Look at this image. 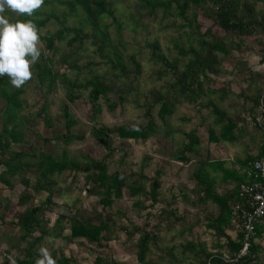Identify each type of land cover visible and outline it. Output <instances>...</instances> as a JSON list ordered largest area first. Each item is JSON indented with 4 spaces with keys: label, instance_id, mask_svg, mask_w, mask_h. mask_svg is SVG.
Segmentation results:
<instances>
[{
    "label": "trees",
    "instance_id": "16d2710c",
    "mask_svg": "<svg viewBox=\"0 0 264 264\" xmlns=\"http://www.w3.org/2000/svg\"><path fill=\"white\" fill-rule=\"evenodd\" d=\"M135 1V9L128 8L129 14L128 11L126 14L137 26H142L143 20L155 22L160 12L162 20L172 19L171 26L178 34V39L172 42L171 48L166 49V52L157 40L147 41L143 45V49L149 53L148 59L157 67L153 71L157 79L169 78V82L164 85V92L155 87L149 90L142 103L134 86L142 68L137 54L127 52V44L121 40L113 42L109 29L113 24L119 33L121 24L116 20L107 0H44L42 7L32 16L25 14L13 18L9 10L4 13L11 17V23L31 20L38 29L42 45L41 56L31 67L33 78L27 83L36 82V90L43 101L53 92L57 83L64 88L65 101L60 109L66 133L65 136L57 138L62 142V146L67 147L83 139L82 136H74L69 132L74 122L68 112V104L81 98L80 89H89L87 104L88 117L93 124L92 136L106 151L103 160L89 156L80 160L76 156H68L66 151L57 159L42 151L40 146L33 148V145L24 140L23 128L30 129L37 135V139L44 143L49 140L37 132L33 128L35 124L32 125V122L22 115L27 109L26 101L19 98L20 94L25 92L24 86L13 88L8 76H0V99L5 102V109L0 110V114L5 117L0 128V154L6 156L12 144L18 142L28 145L29 149V152L19 149L8 159L0 161L4 167L3 172L6 173L5 177L0 175V182L12 189L14 185L7 177L13 178L19 170L35 174L34 184H31L28 178L21 179L20 183L23 192L18 197L16 208L23 209L15 223L22 231L20 240L26 241L28 246L21 249L19 256H16L18 264H35L39 258V244L46 238L70 243L78 240L80 245L89 244L97 250H104L110 242L118 239V233L121 232L135 241L134 256L137 264H154L148 258L152 248L162 256L171 253L170 249L166 250L158 244V234L162 230L169 233L174 225L183 221V216L178 215L177 208L167 210L173 206L175 199L165 203L167 209L160 211L156 227L150 226V229L146 223L144 227H133L128 231L127 227L118 225L114 220V214L120 218H126V214L119 210L112 211L114 202L121 199L125 192L130 198L136 199L133 205L139 209H146L144 204L149 200L151 204L148 207L161 203L162 172L157 170L152 179L142 173L127 172L119 167L109 172L106 160L116 152L112 148L113 140L119 141L120 145L126 141L146 143L152 138H159L161 131L163 138H171L173 129L170 120L178 108L183 105L203 106L202 101L208 95H213L220 101L233 95L250 103L249 107L244 104L241 106L242 117L239 114L228 116L217 105L208 102L206 107L212 108L216 116L215 121L221 125L218 133L207 130L209 143L217 144L220 140L236 142L245 134L248 122L251 121L252 128L260 133L263 144L257 155L246 156L243 160L237 159L238 168L234 165L230 169L225 168V162L222 160L198 158L197 169L192 173L195 185L191 192L195 196V202L205 205L210 203L216 209L215 213L204 214L207 221L206 231L212 234L215 240L210 248H207L204 242L193 239L180 246L181 252L186 259L196 264H225L221 257L228 255L234 258L242 247V233L231 235L233 226L230 222V210L231 205L239 201V186L250 181L244 170L249 169L253 162L264 160V132L253 125L260 101L263 100L264 70L255 75L261 85L251 83L248 87L240 88L237 94L229 89V84H226L230 83L229 81H225V86L222 84L217 88V85L220 83V68L231 61L233 54H244L245 46L253 45L250 38L253 37V41L261 38L264 41V0ZM59 6L64 8L59 9ZM108 19H112V22L106 23ZM69 20H75L77 26H67ZM176 20L181 23L176 24ZM202 20L210 22V26L204 28ZM52 24L57 29L50 33L48 28ZM85 28L89 29L88 33L84 32ZM71 33L73 37L67 41L66 50L59 52L58 44ZM182 38L185 39L186 46L182 43ZM171 52L174 56L170 55ZM96 59L98 61H95ZM261 62H264V54ZM101 66L105 69H101ZM60 68L68 70L75 79L71 80L66 73H61ZM81 76L82 81H78ZM252 90L254 93L248 95ZM124 104L144 109L145 117L149 118L147 124L120 125L115 129L98 127V117L102 115L104 108L113 113L117 106ZM154 109H157L161 127H158L151 117ZM46 113L44 107L37 114L39 120L36 124L42 125L43 128H53L54 123ZM197 133V130L185 133L182 150L176 157L170 155L180 163V167L189 165L198 154L202 141ZM120 154L117 164L123 167L127 153L124 150ZM208 168L221 174L222 190L215 188L216 177H213ZM65 172L73 174V177L83 174L87 194L98 198L99 208L96 205L90 212L75 210L73 214L61 210L66 209V205L54 202V198L62 192L54 177ZM149 181L151 187L146 191L145 184ZM41 193H46V197L35 203L36 196ZM183 199L187 200L185 195ZM28 202L31 204L25 207ZM51 213H55L56 218L50 226ZM171 218L173 221H170ZM166 220L169 222L163 225L162 222ZM263 224L256 226V234L250 241L247 255L240 258L236 264H260V245L255 240L261 239ZM192 228L191 226L190 231ZM67 231L69 234L64 235ZM10 251L7 253H11ZM50 254L56 264H74L72 257H66L56 251H51ZM95 264L117 263L108 257L97 255Z\"/></svg>",
    "mask_w": 264,
    "mask_h": 264
},
{
    "label": "rangeland",
    "instance_id": "374dc122",
    "mask_svg": "<svg viewBox=\"0 0 264 264\" xmlns=\"http://www.w3.org/2000/svg\"><path fill=\"white\" fill-rule=\"evenodd\" d=\"M107 1L114 12L116 20L121 24L119 33L113 24L109 29L113 42L115 43L118 40H121L123 43L127 44V52L137 54L138 62L142 68L138 82L134 84L135 88H137L139 101L142 103L144 98L148 95L149 90L155 87L164 92V85L169 82V78L161 80L157 79V76L153 73L157 67H155L148 59L149 53L143 49V45L147 41L150 42L157 40L166 52V49L171 48L172 42L178 39L177 31L171 26L173 24L172 19L162 20L160 12L155 22L143 20V25L137 26L128 18V8L132 7L135 9V0ZM58 8L60 9L64 7L59 6ZM9 11L13 18L20 16L11 10ZM127 11L128 14H126ZM4 15L8 19L11 18L8 14ZM111 22L112 19L106 20V23ZM175 23L180 24L181 22L180 20H176ZM201 23L204 24V28L210 26V22L205 20H202ZM67 26L77 25L75 20H69ZM56 29L57 27L54 24L50 25L48 28L50 33L54 32ZM84 32L88 33L89 29L85 28ZM71 37H73V33L68 35L65 40L58 44L59 52L66 50L67 41L70 40ZM249 40H252L253 45H246L245 49H243L244 54H233L230 59L231 61L220 68L221 77H219L220 80L218 79L220 83L217 85V88L221 87L222 84L225 86V81H229L230 83H226L229 84V89L237 94L240 92V88L248 87L251 83L261 85L260 80H256L255 76L258 71L251 69V67L254 68V66L248 67L247 65L246 69L241 68L240 70H236L237 67L239 68V66H242L241 64H243L241 60L245 59L249 62H256L259 57L257 56L253 59L252 55H255V51L258 54L260 50H264V41L261 38H256V40L253 41L252 37ZM182 43L186 46L184 38H182ZM262 53H264V51H262ZM170 55L174 56V53L171 52ZM95 61L98 60L96 59ZM237 62H240V65H237ZM261 67L263 66H260V72L263 71ZM100 68L105 69L104 66H101ZM257 70H259V68ZM60 72L66 73L71 80L75 79V76L68 70L60 68ZM82 78L83 76H81L78 81H82ZM250 80H253V82ZM24 89L25 92L20 94L19 98H23L26 101L27 109L22 112V115L28 121H31L32 125L35 124L33 125V128L37 132L41 133L45 139L49 140L48 143H44L41 139H37V135L33 134L30 129L23 128L24 140L33 145V148L40 146L42 151L51 154L57 159L61 158L63 151H66L68 156H76L80 160L82 157L86 156L98 160L104 159L106 151H104L100 146V143L93 138L91 132L93 124L88 117L89 105L87 104L89 89H80L79 92L82 94L81 98L74 103L68 104V112L74 122L70 127L69 132L74 136H82L83 139L75 141L67 147L62 146V142L57 139L61 136H65L66 133L64 127L65 121L62 119L63 113L60 109L62 103L65 101L63 86L60 83H57L53 92L45 97V101L42 100L39 92L36 90L35 81L32 83H26ZM253 93L254 91L252 90L248 92V95ZM219 94L220 92H218V95ZM262 99L264 102V95L262 96ZM210 101L217 105L219 109L226 112L228 116L237 114L241 115L243 113L241 111V106L243 104L246 107L250 106V103H246L245 99H238L233 95L229 96L224 101L218 100L213 95H208L202 101L203 106L183 105L178 108L170 120L173 129L171 138H163V132L161 131L159 138H152L146 143L126 141L120 145V142L116 140H113L111 143L112 148L116 150V152L106 160L109 172H112L115 168L119 167L127 172L142 173L147 178L152 179L154 178L156 171L160 170L162 172L161 181L163 182L160 190V199L163 200L161 203L153 207H148L151 204L150 200L146 201L144 204L147 207L146 209L135 207L133 203L136 199L130 198L126 192L123 193L122 198L114 202L112 211L115 212L119 210L126 214V218H120L117 214H114L115 222L118 225L127 227L128 231L133 227H144L146 223L148 224V229H150V226L154 228L158 221L157 215L162 209H167L165 203L172 202L174 199L173 206L167 210L177 208L178 215L183 216V221L174 225L169 233L163 230L159 232L158 244L166 250L170 249L171 253L162 256L157 250L152 248L151 254L148 258H150L154 264H176L178 261L180 262V259L182 260V264H188V262H186L188 259H186L181 252L180 246L183 243L197 239L204 242L207 248H210L215 240V237L206 231L205 225L207 221L204 219V214H207L208 212L215 213L216 209L211 206L210 203L205 205L197 201L195 202V196L191 192L195 185V182L192 180V173L197 169L196 162L198 158H208L212 161L222 160L225 162V168L230 169L232 165L238 168L236 163L237 159L243 160L246 156L257 155L263 144L260 133L252 128L251 121L248 122L245 134L236 142L231 143L220 140L217 144L209 143V133L207 130L211 129L218 133L219 127L221 126L215 121L216 116L214 115L212 108L206 107V104ZM44 107H46L47 117H49L52 123H54L53 128H43L42 125L36 124L39 120L37 114H39ZM4 109L5 102L0 99V110ZM144 113V109H139L136 108L135 105L128 104L117 106L113 113L108 112L107 109L104 108L102 115L98 117V127L115 129L120 125H145L149 121V118L145 117ZM43 115H45V112ZM151 117L158 127L162 126V122L157 117V109L152 111ZM4 118L5 117L0 114V128L3 126ZM191 130L198 131L197 135L202 143L198 147V154L193 157L195 159L189 165L180 167V163L176 161V159H172L170 155L175 157L178 155L179 151L182 150L185 139L184 134ZM235 133L237 134L238 132L235 131ZM19 149L29 152L28 145L23 144V142L13 143L6 156H1L0 154V161L2 159H8ZM124 150L127 153V157L125 164L122 167L119 166L117 162L121 157L120 153ZM3 168L4 167L0 164V175L3 174L5 177L6 173L3 172ZM209 171L213 177H216L215 188L217 190H222L221 174L214 173L211 169ZM23 178H28L31 181V184H34L35 174L31 171L25 172L19 170L17 175L13 178L7 177V179L14 185L12 189H9L6 184L0 182V190L2 191V194L5 195L1 197L0 203H3V208H8V206H10L11 209L13 208V212L10 215L6 214L5 216L7 218H12V222L14 223L10 225L7 224V218L4 219V215H1L0 213V219L2 223H4L3 228L5 230V235L2 236L4 238H9L7 247H10L13 244L15 245L16 249L11 252L15 256H19L20 250L26 249L28 246L26 241L24 242L20 240L19 236L22 231L15 223L19 212L23 209L19 207L16 208L18 197L23 192V187L20 184L21 179ZM54 178L57 181L58 188L62 189L61 194L54 198V202L59 205H66V209L61 210L73 214L75 210L90 212L92 207L96 205L99 208L98 198L90 197L87 194L82 173L73 177V174L65 172ZM145 187L147 189L146 191H149L151 181L147 182ZM184 195L187 200L183 199ZM45 197L46 193H41L36 196L34 202L37 203ZM140 198L142 199V197ZM30 204L31 202H28L25 207ZM49 218L51 219V226L56 218V214H49ZM170 221H173V218H171ZM168 222L169 221L166 220L163 221L162 224L165 225ZM191 226L193 228L190 231ZM9 230L12 231L11 234H8L10 232ZM63 234H69V231L64 232ZM12 235H15V238ZM231 235L235 236V233L231 232ZM261 236V239H256L255 242L260 245V264H264V231ZM78 242V240H74L70 243L60 239L52 241L50 238H46L44 241H41L39 247H46L50 253L51 251H56L66 257H72L74 259V264H95V258L97 255L108 257L111 260H114L117 264H137L134 256L135 241L127 237L124 232L118 233V239L110 242L104 250H97L93 245L89 244L80 245ZM10 250L12 249L10 248ZM192 264H195V262L192 261Z\"/></svg>",
    "mask_w": 264,
    "mask_h": 264
},
{
    "label": "clouds",
    "instance_id": "9594fccd",
    "mask_svg": "<svg viewBox=\"0 0 264 264\" xmlns=\"http://www.w3.org/2000/svg\"><path fill=\"white\" fill-rule=\"evenodd\" d=\"M44 0H0V76H8L13 88H21L33 78L31 67L41 56V42L36 25L31 21L11 23L4 15L11 10L17 15L32 16ZM35 264H56L46 247L39 249Z\"/></svg>",
    "mask_w": 264,
    "mask_h": 264
},
{
    "label": "built area",
    "instance_id": "2783aa9c",
    "mask_svg": "<svg viewBox=\"0 0 264 264\" xmlns=\"http://www.w3.org/2000/svg\"><path fill=\"white\" fill-rule=\"evenodd\" d=\"M253 125L264 132L263 100L260 101ZM244 174L250 181L239 186V201L231 205L230 210L233 232L242 233V247L234 258L223 255L221 260L225 264H236L240 258L247 255L251 246L250 241L256 234V226L264 222V160L253 162L249 169L244 170ZM2 259L5 264H18L16 257L7 252H2Z\"/></svg>",
    "mask_w": 264,
    "mask_h": 264
},
{
    "label": "crops",
    "instance_id": "0c3cea01",
    "mask_svg": "<svg viewBox=\"0 0 264 264\" xmlns=\"http://www.w3.org/2000/svg\"><path fill=\"white\" fill-rule=\"evenodd\" d=\"M254 54L255 55H252L253 56V59L255 58V57H259L258 58V60L256 61V62H253V61H251V62H249V61H247V60H241L242 62H243V64H241L242 66H239V68L237 67L236 68V70L238 69V70H240L241 68H245L246 69V67H247V65H248V67L249 66H254V68H252L251 67V69H255L256 71H261L260 70V66H263V67H261V69L262 70H264V62H261L262 61V56H263V54L264 53H262V50H260V52L257 54L256 53V51L254 52ZM252 59V60H253ZM255 64H257V65H259V66H257V65H255ZM237 65H240V62H237ZM259 68V70H257ZM248 70V69H247ZM0 194H2V191L0 190ZM2 196H5L4 194H2V195H0V199H1V197ZM4 198V197H3ZM8 202H10L8 199H6ZM16 204V203H15ZM2 208H3V203L1 202L0 203V213H1V215H4V219H6L7 217L5 216L6 214H11L12 212H13V208L11 209V207L10 206H8V208L7 207H4L3 208V210H2ZM15 210H16V208H15ZM15 213V212H14ZM0 215V216H1ZM1 218V217H0ZM6 220H8L7 221V224H14L13 222H12V218H7ZM0 264H5V262H4V260L2 259V252H7L8 250H10V248L12 249L10 252H12L13 250H15L16 249V247H15V245L13 244V245H11L10 247H7V242H9V238L7 237V238H4L3 236L5 235V230H4V228H3V226H4V223H2V221H1V219H0ZM10 231V230H9ZM11 232L12 231H10L8 234H11ZM21 234V233H20ZM3 235V236H2ZM14 238H15V235H12ZM19 238H20V236H19ZM13 242H14V240H13ZM10 254H12V253H10ZM12 255H14V254H12ZM15 256V255H14ZM16 257V256H15ZM182 261H178L176 264H182L181 263ZM186 262H188V264H192V261H190V260H187ZM196 264V263H195Z\"/></svg>",
    "mask_w": 264,
    "mask_h": 264
}]
</instances>
